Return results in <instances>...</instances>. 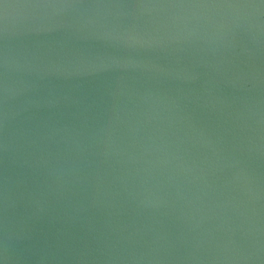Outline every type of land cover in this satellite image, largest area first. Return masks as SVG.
<instances>
[{"label":"water","instance_id":"1","mask_svg":"<svg viewBox=\"0 0 264 264\" xmlns=\"http://www.w3.org/2000/svg\"><path fill=\"white\" fill-rule=\"evenodd\" d=\"M0 264H264V0H0Z\"/></svg>","mask_w":264,"mask_h":264}]
</instances>
